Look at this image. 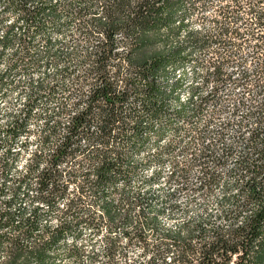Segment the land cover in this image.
<instances>
[{
	"label": "trees",
	"instance_id": "16d2710c",
	"mask_svg": "<svg viewBox=\"0 0 264 264\" xmlns=\"http://www.w3.org/2000/svg\"><path fill=\"white\" fill-rule=\"evenodd\" d=\"M78 1L77 6L67 4L64 14L68 20L82 21L77 30L79 39L69 48L53 44L49 51L55 65L53 74L32 87L5 129V135L13 139L28 132L30 120L36 122L35 147L16 179L11 199L0 202V246L6 243L8 254L5 264H29L31 260L49 264V252L55 250V243L72 233L71 222L66 221L68 213L74 225L90 227L94 233L100 224L110 230L117 223L131 226V231L123 233L128 243L139 242L146 253L153 251L150 264L155 259L165 262L167 251H157L155 245L148 244V234L154 233L158 225L157 216L152 211L140 212L139 217L132 215V208L138 204L149 207L154 202V195L140 189L146 182L142 172L159 163V141L169 130L180 132L177 122L185 120L183 108L193 100L191 95L186 103H179V109H171L169 102L179 101L176 93L186 74L182 71L180 78L167 87L162 79L174 78L175 70L189 62L193 52L212 47L217 50L205 60L206 82L231 80L224 65L245 60L256 62L252 72L261 77L264 0ZM5 3L19 11L23 20L34 26L35 33L40 31L46 18L40 11L44 5L41 1H37V10L28 9L30 0ZM211 7L216 32L202 36L189 30L192 17L203 16ZM48 10V17L54 21L61 16L56 6L50 5ZM183 31L186 36L181 39ZM243 44L251 48L250 54L230 51ZM241 75L246 78L247 72ZM259 125L262 127L250 137L253 156L237 162L244 172L239 181L243 197L224 216L230 225L207 227L199 221L186 234L182 230H163L165 238L172 241L174 264H264V111ZM151 139L154 151L150 155L147 148ZM7 142H1L7 147L6 156L11 141ZM26 147L27 143L23 151ZM158 173L152 171L148 181ZM135 179L140 183L132 190ZM119 180L122 184L117 189ZM25 187L35 189V195L26 198L48 208L66 200V211L59 216L56 229H39L38 208L29 215L22 210L10 211ZM2 191L0 188V196ZM88 194L95 197L99 214L82 209ZM4 229L10 235L4 234ZM21 239L30 240L31 245H23ZM115 249L116 242L108 237L109 258ZM80 252L73 247L69 255L76 257Z\"/></svg>",
	"mask_w": 264,
	"mask_h": 264
},
{
	"label": "rangeland",
	"instance_id": "374dc122",
	"mask_svg": "<svg viewBox=\"0 0 264 264\" xmlns=\"http://www.w3.org/2000/svg\"><path fill=\"white\" fill-rule=\"evenodd\" d=\"M6 0H0V188L3 190L0 202L9 201L12 189L26 159L34 149V129L36 122L32 119L27 123V131L13 139L5 135V129L12 117L23 106L31 93L32 87L40 80L52 75L55 70L51 60L50 49L55 47H71L79 39L77 33L82 21L68 20L64 11L67 4L77 6L78 0H30L28 9L37 10V1L44 5L41 12L46 18L42 20L39 32L34 26L23 20L21 13L8 8ZM56 6L61 12L55 21L48 17L50 8ZM41 9V8H40ZM43 15V16H44ZM242 19L246 16H240ZM215 18L213 7L203 16H193L189 30L200 35H212L216 32L212 21ZM9 34L7 42L2 38ZM186 32L180 33L183 39ZM217 49L193 52V58L181 66L186 74L181 85L180 102L186 103L191 95L193 100L184 108L185 120L177 122L181 127L179 133L169 130L159 141L162 150L161 159L157 164H151L142 172L143 185L141 191L155 196L149 208L146 204H138L132 208V215L139 217L140 212H151L157 216L158 225L154 233L148 234V244L155 245L157 251H167L165 262L155 259L152 264H174L172 262L174 248L172 241L165 238L163 230L181 231L193 229L196 222L202 221L209 225L226 228L231 221L224 216L234 209L235 201L242 200L239 181L244 172L237 162L243 157L251 158L252 148L250 137L259 125L261 113L264 111V70L261 77L253 75L256 62L245 60L235 64H225L224 71L231 80L215 83L212 79L206 82L207 66L205 60L210 58ZM240 54L252 52L247 45L238 49H230ZM201 58L204 62H200ZM247 72L246 78L241 73ZM173 78L162 79V85L167 87ZM196 89V90H194ZM203 100V103H201ZM171 109H179V102L171 100ZM8 144L10 154L5 155ZM7 142V143H8ZM27 143L23 151V145ZM153 139L149 141L147 153L154 151ZM22 151V152H21ZM159 171L158 176L148 181L152 171ZM92 179V177H91ZM140 180L135 179L132 190L137 188ZM122 181H117V189ZM27 195H35V189L25 187L20 192L17 202L10 205L13 213L22 210L29 215L33 208H38L41 214L39 229H56L60 225L59 216L66 209V200H61L54 208L31 201ZM95 197L88 194L82 209L99 214ZM0 207H2L0 203ZM247 212L249 208L245 209ZM66 221L71 222L72 233L60 238L55 243V250L49 252V261L54 264H150L149 258L154 252H147L139 242L128 241L123 236L125 231H131V226L117 223L110 230L107 225L100 224L95 233L90 227L74 225L71 214ZM143 222L142 220H140ZM186 225L187 227H184ZM141 227V226H140ZM4 234L10 235L8 229ZM108 237L116 242V249L111 258L107 255ZM25 246L31 245L30 240L21 239ZM79 248L76 257L69 251ZM151 249L152 247L149 246ZM164 255V254H163ZM8 258L7 244L0 246V264H5ZM29 264H37L31 260Z\"/></svg>",
	"mask_w": 264,
	"mask_h": 264
},
{
	"label": "built area",
	"instance_id": "2783aa9c",
	"mask_svg": "<svg viewBox=\"0 0 264 264\" xmlns=\"http://www.w3.org/2000/svg\"><path fill=\"white\" fill-rule=\"evenodd\" d=\"M4 37H5V36H4ZM4 37H3V38H4ZM3 38H2V40H3ZM182 71H183V70H180V69L175 70V75H174L173 81H176L177 79L180 78V76H181V72H182ZM173 81L170 80V81H168L166 84H169V85H170ZM178 93H179V91L176 93V95L179 97V101H177V102L181 103V102H180V100H181V99H180V96H181V95L178 94ZM188 99H189V97L187 98V100H188Z\"/></svg>",
	"mask_w": 264,
	"mask_h": 264
}]
</instances>
